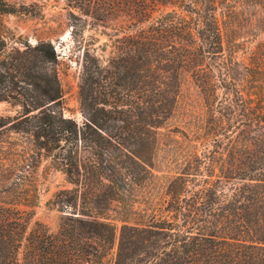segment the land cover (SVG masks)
<instances>
[{
	"label": "trees",
	"instance_id": "obj_1",
	"mask_svg": "<svg viewBox=\"0 0 264 264\" xmlns=\"http://www.w3.org/2000/svg\"><path fill=\"white\" fill-rule=\"evenodd\" d=\"M224 4L67 0L85 25L117 26L105 63L84 54L80 121L51 40L9 47L0 32V102L13 108L0 114V264H264V40L237 61ZM33 6L0 0V15ZM164 134L184 155L162 173ZM42 160L71 188L52 200L58 229L36 220L26 234Z\"/></svg>",
	"mask_w": 264,
	"mask_h": 264
},
{
	"label": "rangeland",
	"instance_id": "obj_2",
	"mask_svg": "<svg viewBox=\"0 0 264 264\" xmlns=\"http://www.w3.org/2000/svg\"><path fill=\"white\" fill-rule=\"evenodd\" d=\"M7 1L16 6L33 4L31 10L36 13L0 15V32L6 38L8 46H20L22 42L34 44L39 39L51 40L58 55L57 69L63 90L65 114L80 121L78 84L84 54L86 51L93 53L105 63L111 52L110 41L105 33L114 34L117 26L110 23L108 27H94L89 22L85 25L82 20L68 15L67 0ZM224 5L227 24L230 25L228 37L235 46L233 57L237 61H246L255 45L264 40V31H257L255 26L258 11L256 0H225ZM12 113L13 108L9 103L0 102V114ZM4 137L0 135V145ZM182 142L179 134L160 136L155 163L162 173L175 167V160L179 162V157L184 155V152L179 150ZM37 173L39 202L27 226L26 234L36 220L46 225L50 231L55 232L58 229L63 212L52 204V200L58 191L71 188L65 175L52 167L49 160H42ZM22 254L23 247L18 253L20 261Z\"/></svg>",
	"mask_w": 264,
	"mask_h": 264
}]
</instances>
